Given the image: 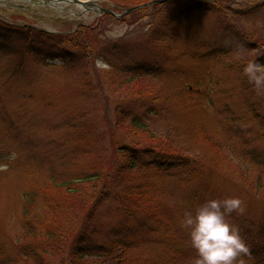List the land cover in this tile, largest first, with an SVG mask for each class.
<instances>
[{"label": "rangeland", "instance_id": "rangeland-1", "mask_svg": "<svg viewBox=\"0 0 264 264\" xmlns=\"http://www.w3.org/2000/svg\"><path fill=\"white\" fill-rule=\"evenodd\" d=\"M70 1L0 0L3 25L31 26L56 35L59 41L81 34L84 42L86 34L95 42L89 52L111 42L118 47L115 54L102 49L85 71L80 66L85 61L76 57L79 49L69 42L66 48L77 60L69 67L59 61L53 62L54 67L46 65L43 58L39 60L42 65L36 64L26 55L23 62L27 65L21 68L22 47L16 42L0 51V164L8 165L0 171V264H25L24 252L31 254L28 264H36L34 237L29 231L34 233L33 225L39 230L44 223L43 208L58 199L53 192L47 194L50 199L39 198L33 222L25 194L30 192L29 183L38 189L48 180L52 166L57 174L65 171L61 165L68 162L69 153L65 160L56 155L55 140L64 145L67 138H73L68 145L87 144L90 152L81 157L82 166L113 157L105 154L111 146L104 141L112 124L118 132L111 140L114 145L153 146L149 135L141 139L139 134L117 128L118 114L126 107L158 109L149 115L151 129L163 139L191 148L204 161L201 175L187 186L181 184L178 172L171 178L137 171L148 182H158L165 199L175 205L176 231L189 236L180 226L183 213L194 212L205 200L224 197L243 201L244 213H233L231 223L242 226L245 218L264 225V181L254 188L264 164L244 169L247 164L241 157L244 150L255 146L264 160V141L258 136L261 126L250 108H264V0H183L187 6L182 10L173 3H150L157 0H90L98 6L87 10ZM136 6L143 7L122 16ZM180 16L186 19L181 21ZM128 65H154L163 70L160 75L127 82V69L121 68ZM78 66L86 73L83 79L74 70ZM248 67L251 73H245ZM193 83L199 93L185 95ZM250 135L258 141L248 143ZM12 152L17 154L14 160L9 159ZM82 166L72 164L68 170ZM92 185L80 184L88 189ZM115 215L114 211L106 213L105 218L117 223ZM172 252L167 245L140 249L143 260L134 258V264H152L153 259L161 261ZM63 259L53 258L49 264H62Z\"/></svg>", "mask_w": 264, "mask_h": 264}, {"label": "trees", "instance_id": "trees-1", "mask_svg": "<svg viewBox=\"0 0 264 264\" xmlns=\"http://www.w3.org/2000/svg\"><path fill=\"white\" fill-rule=\"evenodd\" d=\"M129 2L131 3V0H125V3ZM168 3L177 4L178 9L181 10L187 6L183 0L162 4L168 5ZM196 11L199 10H192V12ZM180 19L184 21L186 18L180 16ZM80 35H74V40L64 38L59 41L56 35L31 26L15 28L0 23V51L4 48H12L16 42L22 47L21 68L27 65V61L23 62L26 55H31L36 64L42 65L39 60L43 58L46 60L44 63L46 65L54 67L57 65L53 62L59 61L61 65L69 67L74 61L75 54L66 48L65 43L69 42L79 49L78 56L75 55L81 61L82 59L85 61H82L84 65H80L85 66L84 71L87 66L91 67L89 64L92 58L94 59L102 49L105 53L115 54L117 51V45L111 42L106 44L105 48L96 47L89 52L88 49L95 42L86 34H84L85 41L81 42ZM155 39L159 40L160 35ZM76 62L75 59L74 64ZM109 64L112 66V61H109ZM121 69L122 71L127 69L125 72L127 82L146 75H160L163 70L154 65L150 68L128 65L127 68ZM74 70L79 71L81 79L85 78L86 73L79 66ZM190 85L192 86L186 89L185 95L193 96L199 93L194 83ZM142 107H126L120 110L117 128L139 134L141 139L144 135H149L147 140L152 141L151 147L133 149L123 142L114 145L111 140H114L113 135H117L118 132L114 131L112 124L110 135L104 141L106 145L111 146L110 150H105V154L108 156L112 153L113 157L110 160L103 157L90 165L88 163L82 166L81 157L87 156L90 152L87 144L80 141L75 146L68 145L73 138H67L64 145L59 144L58 139L55 140V150L58 148L56 155L65 160L69 153L68 162L61 165L65 171L57 174V168L52 166L48 180L38 186L40 187L38 189L29 183L30 192L25 194L28 200L27 209L31 205L33 222L36 221L35 210L39 198L45 195L50 199L51 196L47 194L53 192L55 197L57 194L56 199H58L56 204L49 201L43 208L44 214L41 220L44 223L40 227L42 230L40 228L37 230L38 227L33 225L34 233L29 231L34 237L36 258L33 259L36 260V264H49L53 258L58 261L64 258L62 264H129L134 258L143 260L140 249L163 245L171 247L173 251L171 257L165 254L163 260L153 259L152 264H194L196 251L190 245L189 236L185 232L176 231L177 226L172 211L175 205L170 204L169 198L165 199L162 189L157 188L158 182H148L146 176L140 175L137 171L145 169L153 174L162 173L165 176H172L171 178L173 176L176 178L178 172L181 184L187 186L189 183H194V180L201 175L204 161L191 148H184L181 145L180 147L176 140L158 136L157 132L151 129L152 123L149 120V115L152 112H159L158 109L149 110L148 107L144 109ZM250 108L253 118L261 126L258 136L264 141V108L254 109L252 106ZM258 139L257 136L250 135L247 140L248 143L250 141L253 144ZM242 154L241 157L245 160L242 161L247 164L244 169L254 166L255 163L264 164L255 146L248 152L244 150ZM72 164L82 167L70 171L68 168ZM257 179L259 183L253 185L255 190L257 186H262L264 173L259 172ZM92 183L91 189L80 186V184ZM199 190L200 187L196 189L195 198H198ZM114 200L117 203H114L115 208H112L111 202ZM113 211L116 214L115 218L118 219L117 223L105 218L106 213L111 214ZM46 212L47 216L44 218ZM242 223V226H239L240 234L249 248V253L239 257L238 261L240 264L246 262L264 264V225L245 218ZM23 254L24 263H30L31 254L26 252ZM135 262L136 260L133 264Z\"/></svg>", "mask_w": 264, "mask_h": 264}, {"label": "clouds", "instance_id": "clouds-1", "mask_svg": "<svg viewBox=\"0 0 264 264\" xmlns=\"http://www.w3.org/2000/svg\"><path fill=\"white\" fill-rule=\"evenodd\" d=\"M252 68H245L251 73ZM17 154L10 153L14 160ZM7 164H0L6 171ZM245 209L238 197L208 199L195 211L183 213L180 226L188 232L190 245L196 251L194 264H240L238 258L249 253V248L240 234V228L230 222L233 213L242 215Z\"/></svg>", "mask_w": 264, "mask_h": 264}, {"label": "water", "instance_id": "water-1", "mask_svg": "<svg viewBox=\"0 0 264 264\" xmlns=\"http://www.w3.org/2000/svg\"><path fill=\"white\" fill-rule=\"evenodd\" d=\"M165 1H168V0H157V1H152V2H150V3H153V4H157L158 2H165ZM82 4L84 3V5H93L91 2H89V1H83V2H81ZM150 3H147L148 5L150 4ZM147 4H145L144 6H147ZM140 7H143V6H136V8H130V9H127L126 10V12H125V15H126V13H130V12H132V11H135V10H137L138 8H140Z\"/></svg>", "mask_w": 264, "mask_h": 264}]
</instances>
